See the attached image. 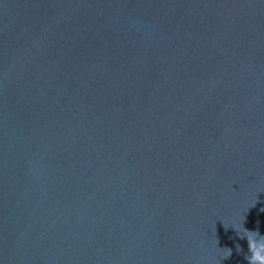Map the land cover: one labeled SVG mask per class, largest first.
Listing matches in <instances>:
<instances>
[{"label":"water","instance_id":"1","mask_svg":"<svg viewBox=\"0 0 264 264\" xmlns=\"http://www.w3.org/2000/svg\"><path fill=\"white\" fill-rule=\"evenodd\" d=\"M242 224L264 0H0V264H248Z\"/></svg>","mask_w":264,"mask_h":264},{"label":"clouds","instance_id":"2","mask_svg":"<svg viewBox=\"0 0 264 264\" xmlns=\"http://www.w3.org/2000/svg\"><path fill=\"white\" fill-rule=\"evenodd\" d=\"M232 228L235 229L240 239L246 238L247 240L249 254L245 256V259L248 261V264H264V235H261L259 230H248L244 228L243 224ZM223 250L224 258L231 256V248H224ZM239 250L240 246L237 245V251Z\"/></svg>","mask_w":264,"mask_h":264}]
</instances>
